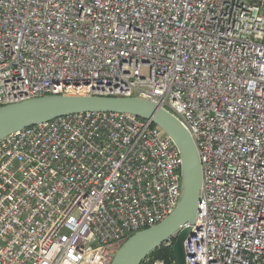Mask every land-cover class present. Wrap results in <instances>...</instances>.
I'll use <instances>...</instances> for the list:
<instances>
[{"label": "built area", "instance_id": "obj_1", "mask_svg": "<svg viewBox=\"0 0 264 264\" xmlns=\"http://www.w3.org/2000/svg\"><path fill=\"white\" fill-rule=\"evenodd\" d=\"M46 94L172 113L202 170L185 264H264V0H0V106ZM180 193L179 150L150 119L23 127L0 139V264H110ZM176 235L140 264H177Z\"/></svg>", "mask_w": 264, "mask_h": 264}, {"label": "water", "instance_id": "obj_2", "mask_svg": "<svg viewBox=\"0 0 264 264\" xmlns=\"http://www.w3.org/2000/svg\"><path fill=\"white\" fill-rule=\"evenodd\" d=\"M107 111L150 119L174 142L181 157V193L176 207L157 224L129 236L118 247L110 264H140L176 232L172 253L177 264H185L184 242L194 232L202 170L190 133L172 113L135 96L46 94L0 106V139L23 127L59 116Z\"/></svg>", "mask_w": 264, "mask_h": 264}, {"label": "trees", "instance_id": "obj_3", "mask_svg": "<svg viewBox=\"0 0 264 264\" xmlns=\"http://www.w3.org/2000/svg\"><path fill=\"white\" fill-rule=\"evenodd\" d=\"M170 254H171L170 251L164 252L162 249H158V250L151 252V255H154V256H164V255H170Z\"/></svg>", "mask_w": 264, "mask_h": 264}]
</instances>
